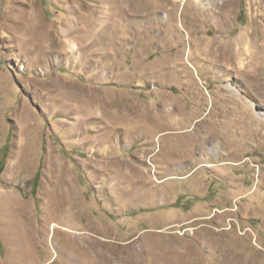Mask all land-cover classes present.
<instances>
[{
	"label": "rangeland",
	"instance_id": "374dc122",
	"mask_svg": "<svg viewBox=\"0 0 264 264\" xmlns=\"http://www.w3.org/2000/svg\"><path fill=\"white\" fill-rule=\"evenodd\" d=\"M204 1L0 0V264L264 262V0Z\"/></svg>",
	"mask_w": 264,
	"mask_h": 264
},
{
	"label": "bare ground",
	"instance_id": "6f19581e",
	"mask_svg": "<svg viewBox=\"0 0 264 264\" xmlns=\"http://www.w3.org/2000/svg\"><path fill=\"white\" fill-rule=\"evenodd\" d=\"M198 1L204 7H209V5H210L209 2H205L204 0H198ZM226 3H227V1H225V4ZM225 4H224V6H225ZM218 7L220 9V11H219L220 15H219L218 19L224 20L225 17H226V13L223 12L224 7H223L222 3L219 4ZM242 39H243L242 37L240 39H238V41H240L238 43L239 44V47H237V48L234 47L235 48V51H232L233 50V47H231L230 45L228 47L226 46L227 47L226 49L224 47V50H221V46H220L221 44L220 45H216V44L212 43V46H211L209 43H207L206 48L204 47V49H202V54L205 55L206 57H210V59H211L210 61L211 62H216V64L219 63L220 66L221 65H226L227 62H229L231 64H234L235 65V69L234 68L233 69L239 74L240 77H242V79L243 78H246L247 79V81L251 84L250 86H252L253 91H254V86H261V82H260L261 80H260V78H262V77H261V74L260 73H257L258 70H256V72L250 71V70L248 71L247 68H241V66H238V64L241 63L242 59L243 60L245 59V60L248 61V59L251 60L253 58V56L255 55L252 52L249 53L250 52V48L247 47V45H244L245 44L244 42L241 43ZM199 42H200V45H201V43L204 42V40L203 39H200ZM228 44H230V43H228ZM241 44H243V45L241 46ZM197 45L198 44H196V46ZM193 47H194V45L192 47H190V48H193ZM190 52H192V49H191ZM255 58L253 60H255ZM250 64H252V62ZM248 65L246 67H248ZM227 70H228V72H231V69H227ZM227 70H226V73H227ZM260 88H259V91H260ZM71 191L74 192L75 191V187H72ZM94 230L92 232H94ZM237 261H239V260H237ZM261 264H264V262L261 263Z\"/></svg>",
	"mask_w": 264,
	"mask_h": 264
},
{
	"label": "trees",
	"instance_id": "16d2710c",
	"mask_svg": "<svg viewBox=\"0 0 264 264\" xmlns=\"http://www.w3.org/2000/svg\"><path fill=\"white\" fill-rule=\"evenodd\" d=\"M2 172V170H0V173Z\"/></svg>",
	"mask_w": 264,
	"mask_h": 264
}]
</instances>
